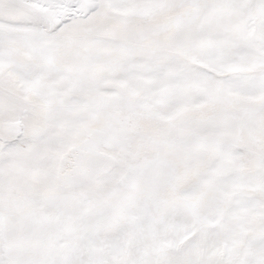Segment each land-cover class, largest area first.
<instances>
[{"label":"snow or ice","instance_id":"1","mask_svg":"<svg viewBox=\"0 0 264 264\" xmlns=\"http://www.w3.org/2000/svg\"><path fill=\"white\" fill-rule=\"evenodd\" d=\"M0 264H264V0H0Z\"/></svg>","mask_w":264,"mask_h":264}]
</instances>
